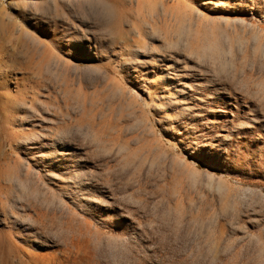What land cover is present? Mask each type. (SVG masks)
<instances>
[{
	"label": "rangeland",
	"instance_id": "rangeland-1",
	"mask_svg": "<svg viewBox=\"0 0 264 264\" xmlns=\"http://www.w3.org/2000/svg\"><path fill=\"white\" fill-rule=\"evenodd\" d=\"M0 264H264V0H0Z\"/></svg>",
	"mask_w": 264,
	"mask_h": 264
},
{
	"label": "bare ground",
	"instance_id": "bare-ground-1",
	"mask_svg": "<svg viewBox=\"0 0 264 264\" xmlns=\"http://www.w3.org/2000/svg\"><path fill=\"white\" fill-rule=\"evenodd\" d=\"M31 37V36H30ZM208 39V38H207ZM29 40H30V38H29ZM200 40V39H199ZM210 41H206L205 42V44L207 43V45H206V47L205 46H202V43H201V46L198 44V46H196L197 48L199 47V48H201V51H203V50H205L206 51V48H207V52H209V54H207V52L206 53H204L203 52V54L201 53V52H199V53H201V55H202V57L204 56V58H205V56H210V54L213 56V54L214 53H216V52H210V51H208V48H210V50H212L211 48H213L214 46H215V44L217 43L215 40H212V41H215V42H211V39H209ZM200 41H202V40H200ZM205 41V40H204ZM204 41H203V45H204ZM167 42H169V41H167ZM189 41H187V43H188ZM196 42H198V41H196ZM196 42H194V44L196 43ZM170 43V42H169ZM192 43V42H191ZM190 42H189V44L188 45H190L191 44ZM199 43V42H198ZM215 43V44H214ZM143 44V43H142ZM141 45V44H140ZM187 45V44H186ZM187 45V46H188ZM192 46H193V44H191ZM191 45H190V52L188 51L187 53L189 54V53H194V54H192V55H197L198 54V58H199V53H198V51H200V49L198 50L197 48L195 49V48H191ZM196 45H197V43H196ZM145 46V45H144ZM143 45H142V47H144ZM218 46V45H217ZM217 46H215V48H213V50H215V51H217V50H219V49H217L216 50V47ZM146 47H148V45L146 44V46L144 47V48H146ZM143 48V49H144ZM202 48H205V49H202ZM217 48H219V47H217ZM186 50H188V49H186ZM205 54V55H204ZM14 56H16L15 55V53L13 54ZM189 56V55H188ZM191 56V55H190ZM202 57H200V58H202ZM211 57V56H210ZM199 58V59H200ZM26 60V61H25ZM24 60V62L25 63H27V65L31 62V50H30V48H28V50H27V57H26V59ZM198 60V59H197ZM199 61V60H198ZM10 62L11 63H13V65H19L20 64V62H19V60H18V58H16V57H12L11 59H10ZM22 64V63H21ZM16 103V102H15ZM17 104V103H16ZM15 104V105H16ZM30 105H31V103H30V101L28 102V103H26V101H25V104H24V107L26 108V109H29L30 108ZM14 107V106H13ZM15 107H19V106H15ZM13 110H15V108L13 109Z\"/></svg>",
	"mask_w": 264,
	"mask_h": 264
}]
</instances>
